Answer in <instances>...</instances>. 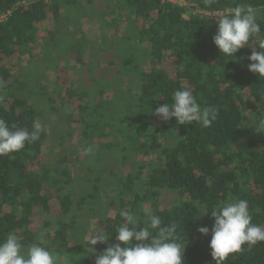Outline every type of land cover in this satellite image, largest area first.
Returning a JSON list of instances; mask_svg holds the SVG:
<instances>
[{
    "label": "trees",
    "instance_id": "obj_1",
    "mask_svg": "<svg viewBox=\"0 0 264 264\" xmlns=\"http://www.w3.org/2000/svg\"><path fill=\"white\" fill-rule=\"evenodd\" d=\"M25 1L0 0V16L8 15L0 23V117L29 131L39 122L45 130L26 149L0 157V241L14 232L27 246L44 233L47 247L69 264H95L114 242L120 211L127 210L140 227L149 214L175 224L186 245L184 264H214L211 231H197L214 223L210 212L200 216L205 210L246 199L253 223L264 225V79L248 70V57L264 39V0H186L211 13L241 3L257 10L260 34L232 57L213 42L217 22L201 14L186 19L172 3ZM46 22L47 44L71 69L63 65L56 76L34 84L29 70L25 80L14 64L33 58ZM96 22L110 35L90 38L87 25ZM182 88L202 107L219 109L211 127H178L175 118L164 122L153 114ZM244 109L254 117L252 125H244ZM53 115H63L62 130L49 131L47 116ZM76 126L79 141L70 153ZM89 145L97 157L114 156L122 169L111 201L108 196L115 213L101 229L111 238L94 252L78 212L99 201L98 178L74 165ZM84 182L90 190L81 189ZM88 210L95 212L90 205ZM226 264H264V242L231 254Z\"/></svg>",
    "mask_w": 264,
    "mask_h": 264
},
{
    "label": "clouds",
    "instance_id": "obj_2",
    "mask_svg": "<svg viewBox=\"0 0 264 264\" xmlns=\"http://www.w3.org/2000/svg\"><path fill=\"white\" fill-rule=\"evenodd\" d=\"M214 17L217 18V32L213 42L221 55L227 57L235 56L261 32L257 22V10L251 4H237ZM258 49L259 51H253L248 57V70L264 79V39L259 41ZM179 70L183 71V67ZM3 86L4 82L0 81V88ZM153 114L164 122L175 118L178 127L196 123L208 128L217 120L219 109L214 106L202 107L190 89L182 88L172 93L171 103L157 107ZM259 127L264 128V119L259 120ZM44 130L39 122L34 121L29 131L14 123L9 125L5 118L0 117V157L26 149L40 140ZM95 147L86 146L83 154H92ZM209 212L214 221L211 230L202 226L197 231L204 236H208L211 231L209 247L214 264H226L231 254L250 250L264 242V225L253 223L246 199L230 198L211 211L205 210L200 216ZM119 215L122 222L116 226L114 242L96 256L95 264H184L186 245L179 241L175 224L164 225L159 216L149 214L148 224L140 227L131 212L121 210ZM110 238L100 228L98 232L91 233L88 237L90 251L94 252V246L106 244ZM0 264L69 262L67 256L60 258L47 247L44 233L39 234L36 242L26 246L22 243V238L12 232L0 241Z\"/></svg>",
    "mask_w": 264,
    "mask_h": 264
},
{
    "label": "rangeland",
    "instance_id": "obj_3",
    "mask_svg": "<svg viewBox=\"0 0 264 264\" xmlns=\"http://www.w3.org/2000/svg\"><path fill=\"white\" fill-rule=\"evenodd\" d=\"M30 2H32V0H26L24 4H29ZM178 5H180V7L183 9V15L186 19H189L192 15L199 13L198 8L196 7L197 5L195 6L187 1H181ZM211 19L217 21V18L214 16H211ZM0 21H2V19H0ZM49 27L50 26L47 22L41 24V29L39 30L40 33L38 36V44L35 46V49L33 51V58H28L29 56L25 55L22 58H19L18 61L14 64L15 71H17V73L21 72L23 75L22 78L25 80H27L26 73L29 70L31 79L33 78L32 82L34 84H36L37 81H41L46 76L47 78L51 77V75L56 76L61 66L64 67L65 65H67L69 67L71 64L69 60H66L65 58H62L59 54H56L55 49L50 48V46L47 44L46 38ZM86 33L90 36V38L92 37L98 40H101L102 34L104 35L105 33H107L108 35H110V31H108L106 28L103 29L102 25H99L98 22L92 24V26L87 25ZM70 69L71 68L69 67V70ZM244 111V125H252L254 123V117L252 116L249 110L244 109ZM62 116H47L50 119L48 120L47 124V127L50 132L53 128L56 127L62 130V128H60L59 126V124L63 123L64 121V118ZM79 129L81 130L79 126L75 127L74 133L72 135L73 140L68 141L70 144V153L73 152V147L78 144L80 135ZM71 144L74 145L72 146ZM80 157L81 159H77L74 165L82 168V170H86L87 173H90L91 171V174H93V180L98 178V181H96V183L98 182L97 186L100 192L97 196L100 197L99 201H90L87 206L84 207L78 213L81 215V218L84 221L83 223L81 222L82 227H86L90 233L98 232L99 228L102 229V227L104 226L105 217L108 214L111 215L115 213V210L112 209L111 206L110 208L108 206V196H110L111 201V199L113 198L112 187L118 180L117 175L121 173L122 169L119 166V162L114 156L111 157L110 155L108 156L104 153L102 154V156L98 157L96 156L95 152L87 156L81 154ZM75 172L77 173L76 169ZM78 173H80V171H78ZM85 182L81 186V189L90 190L92 184ZM88 205H90V207H94L95 212L88 210Z\"/></svg>",
    "mask_w": 264,
    "mask_h": 264
},
{
    "label": "built area",
    "instance_id": "obj_4",
    "mask_svg": "<svg viewBox=\"0 0 264 264\" xmlns=\"http://www.w3.org/2000/svg\"><path fill=\"white\" fill-rule=\"evenodd\" d=\"M162 3H166V2H168V3H172V4H174V5H178L181 1H186V0H160ZM188 2V1H187ZM190 4H193V3H191V2H189ZM193 5H195V4H193ZM178 6H180V5H178ZM196 6V5H195ZM197 8H198V6H196ZM198 10H199V13L198 14H201V15H203L204 17H206V18H209V19H211V16H216V15H218V14H221V13H224V12H214V13H211V12H205V11H202V10H200L199 8H198ZM7 16L8 15H1L0 16V19H2V21H0V23L1 22H3V21H5L6 19H7ZM213 20V19H212ZM213 21H215V20H213ZM215 22H217V21H215Z\"/></svg>",
    "mask_w": 264,
    "mask_h": 264
}]
</instances>
